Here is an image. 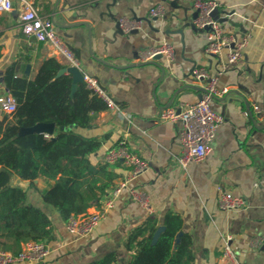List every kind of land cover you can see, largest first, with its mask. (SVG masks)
<instances>
[{
  "label": "crops",
  "instance_id": "crops-1",
  "mask_svg": "<svg viewBox=\"0 0 264 264\" xmlns=\"http://www.w3.org/2000/svg\"><path fill=\"white\" fill-rule=\"evenodd\" d=\"M31 1L39 12L42 3L50 6L49 14L41 16L51 20L78 54L81 70L96 77L129 116L130 121L110 109L95 116L94 125L86 131L102 140L93 161L101 162L109 149L123 142L148 163V169L135 177L123 164L115 169L114 183L126 180L125 187L104 220L85 237L72 235L59 213L43 202L41 194L56 180L40 177L31 185L15 175L13 184L26 189L28 201L46 211L55 227L45 258L9 264H88L113 252L118 254L117 264H125L131 256L124 250L129 232L147 217L162 218L167 212L182 219L174 247L185 233L191 236L194 264H226V235L232 236L231 248L242 264H264V0H219L217 18L224 32L237 39L248 37L243 56L234 65L226 62L229 48L216 55L206 51L207 32L193 23L196 0ZM160 3L166 13L151 17L150 8ZM14 4L12 11L0 15V75L8 64L26 55L31 60L17 76L34 78L51 57L65 67L50 45L23 32L16 0ZM134 22H140L139 27L123 30ZM164 40L174 47L173 61L161 58L138 65L139 52ZM197 67L217 77L219 94L212 107L224 120L201 163L181 170L177 166L180 122L161 120L160 114L170 106L199 99L200 91L192 86L202 88L205 81L192 76ZM218 186L242 197L246 206L220 210ZM131 190L145 197L147 205L134 198Z\"/></svg>",
  "mask_w": 264,
  "mask_h": 264
},
{
  "label": "trees",
  "instance_id": "trees-1",
  "mask_svg": "<svg viewBox=\"0 0 264 264\" xmlns=\"http://www.w3.org/2000/svg\"><path fill=\"white\" fill-rule=\"evenodd\" d=\"M41 6L40 13L48 15L50 6ZM30 60L26 55L11 62L0 75V89L16 102L13 113L2 112L0 116V250L13 255L27 242H51L55 227L46 211L28 201V192L13 184L15 175L31 185L40 177L56 180L41 197L66 223L72 216L85 214L114 187L115 169L122 165L121 161L108 164L92 159L102 140L86 131L94 125L95 116L107 108L104 101L84 82L72 94V75L57 76L64 65L54 57L42 63L34 78L17 76ZM38 124H54L55 131L48 133L50 137L38 131L21 133L23 128ZM181 226V217L172 212L162 218L147 217L124 242L125 252L131 254L125 264H194L188 233L174 247ZM159 227L164 230L153 243ZM117 259L113 252L88 264H117Z\"/></svg>",
  "mask_w": 264,
  "mask_h": 264
},
{
  "label": "built area",
  "instance_id": "built-area-1",
  "mask_svg": "<svg viewBox=\"0 0 264 264\" xmlns=\"http://www.w3.org/2000/svg\"><path fill=\"white\" fill-rule=\"evenodd\" d=\"M18 3H22L21 7ZM19 7L22 18V30L38 42H43L52 47L56 55L66 66H75L81 69V63L73 50L66 44L64 39L57 33L55 25L48 18H43L31 0H16V7ZM194 7L196 15L193 23L198 29L206 30L208 45L206 51L209 54H219L223 49L229 48L227 54V65L236 64L243 56L248 43V37L237 39L234 35H227L224 32L217 12L220 7L219 0H196ZM15 8L14 0H0V15L8 13ZM150 16L159 18L166 13V6L162 3L150 8ZM140 22H134L130 26L125 25L123 30L129 32L139 27ZM160 55L171 62L175 57V50L172 44L164 40L160 45L141 51L138 54V61L147 63L155 60ZM192 76L198 81H205L200 91L201 97L194 103H186L170 106L161 111L160 119L172 122H180L178 137L181 143V153L177 158V166L186 170L189 164H200L211 150L215 141L216 130L222 124L223 115L212 107L213 100L219 94L216 83L217 77H212L205 67L194 68ZM84 83L98 98L106 104V109L116 110L122 116H129L122 111L118 103L111 97L99 80L84 72ZM225 92V91H223ZM16 110V102L10 93H0V111L11 114ZM256 112L261 114V110ZM246 117L249 116L244 111ZM264 121V115H263ZM46 137H50L45 133ZM121 161L129 169L130 177H135L148 169V163L142 160L137 154L130 151L121 142L118 146L109 149L103 156L101 162L114 164ZM264 174V168H263ZM126 180L108 190L106 195L100 199L92 211L85 214L70 217L66 221L67 230L74 236L85 237L90 235L104 220L110 208L115 204V198L125 187ZM218 208L222 211L239 210L246 206L245 200L225 190L222 186L217 187ZM131 195L144 206L147 205L145 197L136 195V190H131ZM232 236L226 235L223 246V259L226 264H242L231 248ZM49 253L46 243L27 242L23 244L17 255L0 250V264H9L15 261H39Z\"/></svg>",
  "mask_w": 264,
  "mask_h": 264
},
{
  "label": "water",
  "instance_id": "water-1",
  "mask_svg": "<svg viewBox=\"0 0 264 264\" xmlns=\"http://www.w3.org/2000/svg\"><path fill=\"white\" fill-rule=\"evenodd\" d=\"M87 25V24H85ZM121 23L119 24L120 27ZM68 27V26H67ZM162 57L160 55L155 57V60H159ZM153 62V61H151ZM150 63V62H147ZM146 63H139L138 65H144ZM163 70V68H162ZM63 74H71L72 75V94L76 91L77 89V85L79 83H83L84 82V72L75 66H65L63 67L57 74V76H61ZM193 88L202 91L203 88H199V87H195L192 86ZM201 97V94L199 93V98ZM33 131H38V132H43V133H49L52 134L54 131V124H38L32 128H23L21 133H29V132H33ZM26 190V189H25ZM164 230V227H159L153 237V243H155L158 239V237L160 236L161 232ZM177 241H175V245H177Z\"/></svg>",
  "mask_w": 264,
  "mask_h": 264
}]
</instances>
